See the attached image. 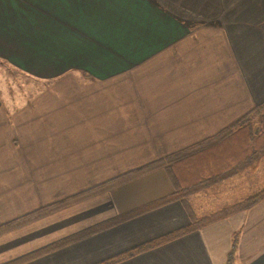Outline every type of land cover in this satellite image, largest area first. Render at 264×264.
<instances>
[{"label": "crops", "instance_id": "0c3cea01", "mask_svg": "<svg viewBox=\"0 0 264 264\" xmlns=\"http://www.w3.org/2000/svg\"><path fill=\"white\" fill-rule=\"evenodd\" d=\"M0 61L41 83L0 92L1 224L264 102V0H0ZM172 191L146 172L0 235V263L119 219L23 263L94 264L217 211L156 204ZM233 234L230 264H264V198L116 264H227Z\"/></svg>", "mask_w": 264, "mask_h": 264}, {"label": "trees", "instance_id": "16d2710c", "mask_svg": "<svg viewBox=\"0 0 264 264\" xmlns=\"http://www.w3.org/2000/svg\"><path fill=\"white\" fill-rule=\"evenodd\" d=\"M263 111L264 102L256 105L214 135L83 191L45 204L1 223L0 235L158 168H163L167 171L173 183V191L157 201L156 204L179 200L185 209L188 210L187 198L190 195L196 194L234 175L241 174L246 169H254L256 167L259 159L264 156V129L262 131L255 130L253 123L257 115L260 116L263 122ZM262 198H264V186L243 198H239L235 203L205 216L196 215L189 210L190 224L187 228L138 245L94 264L119 263L186 231L194 230L233 212L247 209ZM118 220L115 219L105 224L65 236L0 264H23L79 240L100 228L112 225ZM234 235L232 236L231 250L227 256V264L231 263L233 256Z\"/></svg>", "mask_w": 264, "mask_h": 264}, {"label": "rangeland", "instance_id": "374dc122", "mask_svg": "<svg viewBox=\"0 0 264 264\" xmlns=\"http://www.w3.org/2000/svg\"><path fill=\"white\" fill-rule=\"evenodd\" d=\"M36 88H41V83L0 61L1 93L15 94V92H27ZM263 123L260 116L257 115L254 118L253 128L262 131L264 129ZM262 186H264V156L259 159L254 169H246L243 173L215 183L207 189L190 195L187 199L194 209L203 213L208 212L212 207H217V210L227 207L235 203L240 197L246 196L248 191L252 193L256 191V188L259 189ZM206 208L208 209L204 210Z\"/></svg>", "mask_w": 264, "mask_h": 264}]
</instances>
